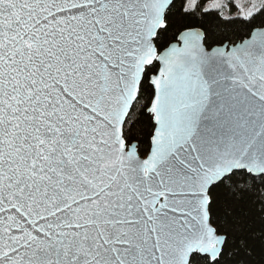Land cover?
<instances>
[{
	"label": "snow or ice",
	"instance_id": "6c2138e0",
	"mask_svg": "<svg viewBox=\"0 0 264 264\" xmlns=\"http://www.w3.org/2000/svg\"><path fill=\"white\" fill-rule=\"evenodd\" d=\"M0 264H264V0H0Z\"/></svg>",
	"mask_w": 264,
	"mask_h": 264
}]
</instances>
